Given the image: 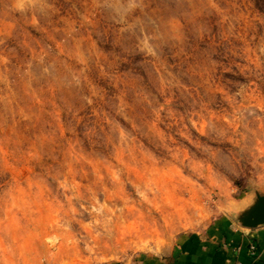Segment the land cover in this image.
I'll use <instances>...</instances> for the list:
<instances>
[{"label":"rangeland","instance_id":"obj_1","mask_svg":"<svg viewBox=\"0 0 264 264\" xmlns=\"http://www.w3.org/2000/svg\"><path fill=\"white\" fill-rule=\"evenodd\" d=\"M264 192V0H0V264L167 252Z\"/></svg>","mask_w":264,"mask_h":264},{"label":"crops","instance_id":"obj_2","mask_svg":"<svg viewBox=\"0 0 264 264\" xmlns=\"http://www.w3.org/2000/svg\"><path fill=\"white\" fill-rule=\"evenodd\" d=\"M251 199L246 196L241 206ZM251 243L257 246L256 254L250 250ZM104 264H264V225L246 228L221 217L204 230L183 235L167 252H142L129 261Z\"/></svg>","mask_w":264,"mask_h":264},{"label":"water","instance_id":"obj_3","mask_svg":"<svg viewBox=\"0 0 264 264\" xmlns=\"http://www.w3.org/2000/svg\"><path fill=\"white\" fill-rule=\"evenodd\" d=\"M239 224L246 228L264 225V192H255L251 201L237 210Z\"/></svg>","mask_w":264,"mask_h":264},{"label":"built area","instance_id":"obj_4","mask_svg":"<svg viewBox=\"0 0 264 264\" xmlns=\"http://www.w3.org/2000/svg\"><path fill=\"white\" fill-rule=\"evenodd\" d=\"M250 250H251L252 254H256V252H257V246H256L255 243H251L250 244Z\"/></svg>","mask_w":264,"mask_h":264}]
</instances>
